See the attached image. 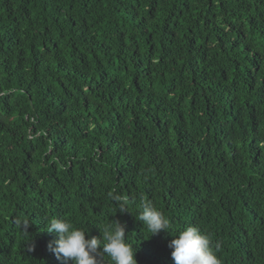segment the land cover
I'll return each mask as SVG.
<instances>
[{"label": "trees", "instance_id": "16d2710c", "mask_svg": "<svg viewBox=\"0 0 264 264\" xmlns=\"http://www.w3.org/2000/svg\"><path fill=\"white\" fill-rule=\"evenodd\" d=\"M51 217L119 221L137 264L189 226L264 264V0H0V264H71Z\"/></svg>", "mask_w": 264, "mask_h": 264}, {"label": "clouds", "instance_id": "9594fccd", "mask_svg": "<svg viewBox=\"0 0 264 264\" xmlns=\"http://www.w3.org/2000/svg\"><path fill=\"white\" fill-rule=\"evenodd\" d=\"M117 203L120 213L127 210V200L120 195L111 197ZM141 211L137 221L144 225L143 229L151 234V238L162 231H168L169 221L164 213L154 207L152 201L142 200ZM45 223L48 233H56L58 239L49 244V248L57 259L69 261L71 264H104L107 257L109 264H137L136 248L126 241V228L119 221H110L100 229L102 238L86 239L89 231L74 227L64 218L51 217ZM25 231L28 221H17ZM174 264H220L217 252L221 249L220 242L213 243L207 234L195 226L181 231L169 243Z\"/></svg>", "mask_w": 264, "mask_h": 264}]
</instances>
